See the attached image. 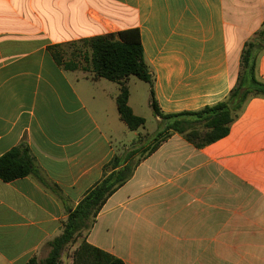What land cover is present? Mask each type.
<instances>
[{"label": "crops", "instance_id": "obj_1", "mask_svg": "<svg viewBox=\"0 0 264 264\" xmlns=\"http://www.w3.org/2000/svg\"><path fill=\"white\" fill-rule=\"evenodd\" d=\"M263 25L264 0H0V157L25 142L45 179H0V264L46 259L104 167L147 131L122 143L120 86L94 79L82 40L139 29L153 77L147 105L153 88L174 114L223 101ZM131 78L129 105L145 118ZM85 237L125 264H264V99L205 148L174 134Z\"/></svg>", "mask_w": 264, "mask_h": 264}, {"label": "trees", "instance_id": "obj_2", "mask_svg": "<svg viewBox=\"0 0 264 264\" xmlns=\"http://www.w3.org/2000/svg\"><path fill=\"white\" fill-rule=\"evenodd\" d=\"M81 43L87 54L85 61L91 66L94 79H106L120 86L117 107L121 120L131 131L144 128L146 119L137 116L129 105L128 83L131 77H136L153 86L140 30L133 28L99 35L84 39ZM57 49L54 46L51 51L54 52L56 62L62 65L64 57ZM263 54L264 25L246 42L237 82L227 97L213 106L197 111L164 113L152 88L151 107L155 117L160 119V127L152 136H140L130 150L116 155L104 167V178L69 213L67 220L63 222L62 234L50 242L49 256L44 260L34 257L28 264H63L66 249L78 242L80 243L74 251L72 264H125L121 259L89 244L85 237L94 227L108 199L133 177L144 159L174 134L182 135L198 149L226 138L248 102L256 98L264 99V81L258 76L259 60ZM66 68L72 69V65L67 64ZM28 176H35L45 184L30 147L22 142L0 157V179L10 183Z\"/></svg>", "mask_w": 264, "mask_h": 264}, {"label": "rangeland", "instance_id": "obj_3", "mask_svg": "<svg viewBox=\"0 0 264 264\" xmlns=\"http://www.w3.org/2000/svg\"><path fill=\"white\" fill-rule=\"evenodd\" d=\"M132 87H133V97L137 98L139 97L141 106H142V113L145 115V118L147 119V123L145 128L147 131L144 132L143 136H152L157 129L160 127L159 123L155 120V117L153 115V110L147 105V100L150 97V86L149 84L139 80L136 77H132L130 81ZM137 96V97H136ZM142 96V97H141ZM115 122L118 124L119 132L122 136V143H126L128 139H131L134 136L133 131H131L124 123L119 121L118 119L115 120ZM135 139V137H133ZM137 142V139L134 141V143L130 146L133 147V145ZM116 148L122 149L121 145L117 143ZM74 246L71 245L69 248L66 249L63 255V264H72V258L74 254Z\"/></svg>", "mask_w": 264, "mask_h": 264}]
</instances>
